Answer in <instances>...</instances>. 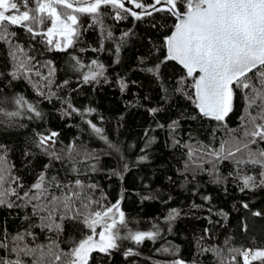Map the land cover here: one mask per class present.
I'll use <instances>...</instances> for the list:
<instances>
[{"label": "snow or ice", "instance_id": "6c2138e0", "mask_svg": "<svg viewBox=\"0 0 264 264\" xmlns=\"http://www.w3.org/2000/svg\"><path fill=\"white\" fill-rule=\"evenodd\" d=\"M129 20L132 26L117 35L119 26ZM138 25H146L159 36V40L147 37L148 48L138 57V70L158 85L162 101L182 97L194 106L193 121L200 120L202 127L208 122L204 129L207 143L189 133L183 144L176 135L179 119L167 125L156 123L157 129L167 128L172 147L185 149L183 169L177 170L181 177L193 183L198 176L207 175L213 184L231 182L241 193L264 189V0H0V51L6 50L0 61V127H27L19 122L22 119L42 123L46 115L40 103L58 102L61 119L79 117L107 149L120 153V146L91 119L97 109L77 107L72 99L84 85L110 84L107 67L97 58L85 62L75 51L84 34L95 30L97 46L80 47L79 52H114L113 63L119 64L120 53L137 35ZM106 41L113 43L112 49H106ZM53 52L68 56L69 67L77 74L75 87L70 79L56 80L53 60L40 59ZM169 63L181 69L171 81L165 80L161 71ZM19 82H27L38 99L31 101L22 93L5 91ZM115 83L122 94L129 88L123 76L117 75ZM146 110L155 119L164 109ZM233 116L235 122L230 125ZM152 131L151 126L144 131L145 143L140 149L144 154L137 157L138 164L148 162L147 151L157 142V137L149 135ZM60 135L50 128L33 130L30 146L22 153L23 175L9 159L10 149L0 144V210L13 217L15 225L9 230L7 217L0 221V264H95L97 258L111 259L118 252L125 259L139 255L132 247L124 248V242L137 246L145 240L155 242L161 233L159 225L134 231L122 208L125 190L121 189L113 202L92 180V175L101 171V155L111 153H99L77 139L64 144ZM35 160L41 162L39 169ZM224 166L230 167L227 175L221 171ZM128 167L125 163L122 172L113 170L112 175L123 180ZM29 175L30 182L26 179ZM168 179L175 183L172 177ZM137 195L141 201L158 199L151 191ZM171 199L169 196L168 201ZM211 199L202 197L207 203ZM241 207L251 217L264 219V209L253 210L247 202H241ZM192 208L203 205L193 203ZM207 211L210 225L220 224L212 221V215L229 219L223 210L213 212L209 207ZM180 215L181 209L168 210L164 221L169 232ZM238 226L242 234L250 231L247 220ZM213 231L206 227L197 237L198 256L210 253L213 264H264V246H236L230 236L220 243L205 244V240L214 239ZM41 236L46 242H40ZM156 251L175 253L179 249ZM170 264L189 262L174 259Z\"/></svg>", "mask_w": 264, "mask_h": 264}, {"label": "trees", "instance_id": "16d2710c", "mask_svg": "<svg viewBox=\"0 0 264 264\" xmlns=\"http://www.w3.org/2000/svg\"><path fill=\"white\" fill-rule=\"evenodd\" d=\"M87 23V20H85ZM111 24V20H106ZM132 26L131 20L126 24H121L116 30L119 31ZM137 35L129 39L120 53V63H113L115 59L114 52L104 51L95 53L87 51L79 52L80 47H95L98 44V35L95 30H89L84 34L82 42L77 45L75 54L81 56L85 62L93 58L99 59L107 67V76L111 83L84 85L82 89L73 93V103L77 107H93L97 112L91 119L105 130L109 139L118 144L121 148L120 153L111 152L107 145L99 140L91 130L86 127L79 119H61L57 112L60 107L58 102L40 103L41 110L45 113L44 122L28 121L22 119L19 122L27 127H0V144H4L10 149L9 159L12 160L17 168H20L18 174L23 175L26 171L21 167V162L25 159L22 153L30 146L33 130L45 131L52 129L61 133L60 140L64 144L77 139V142H83L89 148L95 149L99 153L110 152L109 155H101L99 160V171L92 175V180L98 183L109 196L111 201H115L121 189L125 190V199L122 208L130 220V227L135 230H153V224H158L161 230L160 236L155 242L145 240L141 245H135L131 241H125L124 248L132 247L139 255L124 258L122 253H115L111 259L97 258L95 264H170L174 259H184L191 264L193 259L197 264H213V256L205 253L198 256L197 237L203 235V229L212 227L213 240H205V244L220 243L226 236L234 238L236 246L245 247L264 246V219L251 217L246 210L241 207V202L249 203L253 210L264 209V189L255 191H246L241 193L233 183L213 184L207 175H200L193 183H187L178 173V169H183L186 159L185 149L182 147H172V141L169 137L167 128L157 129L156 123L167 125L171 120L179 119L180 128L177 132V138L183 144L188 140V134L191 133L199 140L208 142V134L204 129L208 122L202 123L200 120L193 121L191 117L195 115L194 106L182 97H174L165 103L161 100V93L156 83H150L146 74L138 70V57L143 56L148 48L147 37L152 36L153 40H159V36L151 33L146 25H138ZM24 36L20 39L23 41ZM106 49H112L111 41L105 42ZM163 53H161L162 57ZM6 56V50L0 51V61ZM40 59H51L54 61L57 72L56 80L62 81L70 79L73 81L72 87H75L77 74L69 67V58L64 53H45ZM3 68H0L2 71ZM162 75L165 80L171 81L173 77L181 71L180 67L174 63H169L162 68ZM117 75L123 76L129 82V88L125 93H121L116 86ZM135 81V84L131 82ZM174 86V85H171ZM6 92H18L26 96L31 101H36L34 90L27 82H19L14 89H5ZM68 91L63 90L61 95ZM148 97V99H145ZM239 110V102H237ZM162 107L164 110L159 112L155 119L148 113L147 108ZM103 120H100V117ZM123 117V119H121ZM235 122V116L231 117L229 124ZM151 126L155 131L149 133L157 137V142L147 151L148 162L144 164L137 163V157L141 153L140 149L145 143L144 131ZM83 129V130H82ZM133 145L135 147H133ZM37 169L41 167V162L34 161ZM125 163L128 164V171L123 172V180L119 176L112 175L113 170L122 172ZM207 167V165H206ZM230 167L224 166L221 171L227 175ZM172 177L173 183L168 179ZM26 179L30 182L32 176ZM191 177L189 176V180ZM145 185L148 187L146 188ZM183 185V186H182ZM198 189V194H194ZM149 191L158 196L156 200L141 201L140 196ZM211 196V202L207 203L202 197ZM172 199L168 201V197ZM164 201H168L164 203ZM201 204L203 208L194 209L192 204ZM211 207L213 212L223 210L229 213V219L224 221L219 215H212V221H220V224H209V212ZM171 208L181 209V215L172 223V231H168L169 225L164 221L168 210ZM7 217L9 221V230H13L15 225L11 223L13 217L8 216L6 211L0 210V221ZM247 220L250 231L242 234L239 230V222ZM19 221H17L18 223ZM223 225V226H222ZM255 237V240L252 239ZM40 242H46L44 237H40ZM163 247H175L179 251L172 253L157 252V249Z\"/></svg>", "mask_w": 264, "mask_h": 264}]
</instances>
